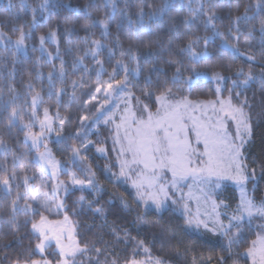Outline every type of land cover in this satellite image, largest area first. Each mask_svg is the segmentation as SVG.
I'll use <instances>...</instances> for the list:
<instances>
[{
	"label": "trees",
	"instance_id": "16d2710c",
	"mask_svg": "<svg viewBox=\"0 0 264 264\" xmlns=\"http://www.w3.org/2000/svg\"><path fill=\"white\" fill-rule=\"evenodd\" d=\"M41 2L11 0L13 7L9 9V0H0V33L4 34V38H17L20 28L25 32L31 31L25 39V54L17 53L9 46H0V89H3L4 99L13 95L19 97L16 104L19 115L23 117L9 129L11 109L0 115V141L6 145L4 150H0V179L10 176L13 171L17 176L10 180L11 196L5 195L0 187V264L39 257L37 252L33 254L38 240L31 225L42 211L39 209L33 214L29 210L27 216L22 211L18 212L15 221L11 211V201L16 193H24V175L29 177L28 183L34 190L35 175L40 172V166L34 160V151L24 138L26 129L22 127L30 119V101L34 94L27 86L29 76L34 91L40 92L41 107L47 108L50 113L56 111L65 121L62 128L58 127L55 131L61 136L49 142L52 152L62 161L73 160L79 171L72 148L80 135L74 133L76 129L81 131L79 118L83 115H91L90 122H99V101L95 99L92 102L90 97L97 86L96 76L100 66H103L102 78L113 74L117 61L135 69V74L128 76L123 92L131 93L132 100L136 102L135 97H139L140 102L151 109L156 108L155 97L163 91L165 81H168L166 86L172 89L175 98L200 101L218 96L211 75L225 77L221 96H230L237 105L244 102L248 112L256 115L243 155L248 171L254 175L255 199L264 201V33L260 31L264 12L258 13L256 0H171L169 9L151 20L147 14L158 10L163 0H50L48 10L43 12L39 8ZM213 2L214 7L210 6ZM245 6H248V15L253 18L247 22L236 21L235 17L244 13ZM141 9L150 31L138 28L136 22ZM213 13L212 24L215 27L209 25L205 28L208 16ZM105 17L108 19L107 29L101 24L92 26L93 20ZM129 21H132L131 25ZM50 29L55 31V39L46 40L44 46H48L46 50L54 54L52 58L41 54L38 39L41 34L47 35ZM215 32L223 35H214ZM207 37L210 39L205 46L204 39ZM189 39L198 40L193 45L196 52L208 53L196 63L198 71L207 76L193 77L191 87L173 85L170 81L176 65L170 62L181 60L184 65L191 63L190 52H181ZM53 41L57 44L54 45ZM93 41L104 45L96 57L102 65L96 63L89 51L95 48ZM228 45H235L239 52ZM130 46L136 55L134 60L127 54L121 55V51ZM149 48L156 55L146 57L143 53ZM250 56L254 60H250ZM78 57L82 61L75 65ZM61 60L64 62V78L62 82L57 80L52 87L47 74L53 67L59 71ZM248 73L253 78L242 86L239 82L245 80ZM123 76V70H119L115 79L120 80ZM232 81H235V86ZM73 82L79 85L75 89ZM10 85L14 92L9 90ZM61 89L63 93L57 96ZM147 92L152 93L150 99L143 94ZM90 138L93 145L87 149L86 156L94 185L75 188L64 197V211L73 223L75 238L81 247L88 248L87 252L80 254L77 264H112L114 260L117 264H127L130 260L142 258L143 247L167 264H250L242 253L254 236L243 232L238 242L226 245L220 242L219 235L210 234L209 241L189 233L184 218L170 209L156 212L142 208L127 188L114 180L118 166L114 132L98 126ZM99 147L106 150L105 154L97 152ZM226 192L231 206L236 205L235 190L229 186ZM27 203L31 204V200ZM24 204L25 200L21 199L20 207L23 208ZM97 209L101 211L97 212ZM26 219L28 223H25ZM17 222L18 230L14 231L10 225L15 226ZM140 242L143 247H138ZM96 249L101 250L99 255ZM57 258V255L53 256V260Z\"/></svg>",
	"mask_w": 264,
	"mask_h": 264
},
{
	"label": "snow or ice",
	"instance_id": "6c2138e0",
	"mask_svg": "<svg viewBox=\"0 0 264 264\" xmlns=\"http://www.w3.org/2000/svg\"><path fill=\"white\" fill-rule=\"evenodd\" d=\"M50 0H42L39 5L40 10L47 11L49 7ZM171 4V0H163L161 7L158 10L150 11L147 15L149 19L156 18L158 15L163 14L166 10L169 9ZM256 5L259 12H264V0H256ZM210 6L214 7V2L210 4ZM9 9L13 7L11 0H9ZM87 8V5H86ZM248 6H245V11L242 15H237L235 17L236 21H249L253 17L248 15ZM35 9L33 12L35 13ZM256 13V14H258ZM90 15V13H88ZM144 12L141 9L139 12V20L136 22L139 29L143 31H150V27L147 25L144 19ZM255 15V14H254ZM215 18V14L209 15L206 22L205 28L209 25L215 27L212 24L213 19ZM35 24V17L33 18V25ZM96 24L104 25L105 29L108 26L107 17L103 19L93 20L92 26ZM129 24H132V21H129ZM16 30V29H14ZM88 27L85 28L87 32ZM66 31L71 32V29H66ZM260 31L264 33V20L261 21ZM31 35V31L25 32L23 28L19 29V35L13 41L11 37H7L8 43L14 45L15 52H24L25 50V39ZM55 31L49 30L47 35L41 34L38 39L40 41V52L42 55L45 54L46 50L44 48V42L46 40H54L55 39ZM214 35H223L222 33L215 32ZM4 38V34L0 33V39ZM238 39V36L236 37ZM210 37L204 39L205 46L208 43ZM198 40L189 39L187 42L186 48L181 49V52L188 51L190 52L189 60L191 63L188 65H184L181 60L171 61L176 65L175 72L171 77V84L178 85H188L191 87L193 85V77H200L203 75L200 71H198L196 63L204 57H207L208 53L205 52H196L193 49V45L197 43ZM227 44V41H225ZM95 45L94 49H90L91 55L97 64L102 65V61L96 60V57L99 55V49L104 47L100 41H93ZM233 48V51L239 52V49L236 48L235 45H228ZM127 54L130 59H136V55L133 54L131 46L127 50H122L121 55ZM146 57H152L156 55L150 48L147 49L143 53ZM49 57H51V53H47ZM57 57H59V52L56 53ZM15 56V53H14ZM250 60H254V57H249ZM82 61L81 57H78L75 61V65H79ZM74 65V66H75ZM119 70H123L124 76L122 79H115V75L118 74ZM87 71V68H85ZM103 72V67L101 66V70L97 72V86L95 87V93L90 97L91 100L96 99V93H105V102H107L108 96H110V90L121 91L126 87L128 83V76L134 75L136 70L130 69L127 65L123 63V61H117V67L113 70V74L110 76L109 81H103L100 79V76ZM185 73H189V75H185ZM240 74H244L241 70ZM42 76V74H40ZM48 81L52 87H55V82L57 80L63 81L64 78V62L61 60V66L59 71L53 67V70L48 74ZM214 79L217 81L221 80L218 74H214ZM251 73L246 74V79L241 83L243 85H247L248 82L252 79ZM32 78L29 76L27 81V86L30 91L34 94L31 96V116L36 118V110L38 108L39 102L41 101L40 92L34 91V85L31 82ZM159 84V81H157ZM168 81L164 82V88L160 95L155 97L156 101L159 103L160 107L157 109L155 113L148 112L147 120H137L135 116L131 113L130 109L126 108V113L124 117H122V121L125 126L129 125V118H131V124H135V132L134 135L127 136V145L121 147L120 152L122 155H126L131 153L132 160H121L120 161V175L127 176L128 173L125 171L127 168L129 171H132V165H136L140 171L136 173L137 180L133 181V186L137 189V195L140 199H143V194L140 192V189L143 188H157L159 192H163L165 197H167V188L165 185L159 184V181L162 179V174L165 172H171L172 181L171 186L175 187L180 181H183L187 176L192 175L200 180L201 183H208L212 177H217L219 179L221 175L225 172L234 171L235 175H230L228 178L232 179L240 184L241 186L245 181L249 179L247 175L244 174V165L240 162L241 160V149L245 144V137L250 134V125L248 123V117L246 116L243 107H232L230 104L228 105L231 108L230 112H225V116H230L231 119L236 124V132L233 137H229L227 129L224 125L223 120H218L216 124L201 122L200 120L187 116V110L189 107L194 108L195 105L188 102L186 99H182L181 101H177L175 104L170 103L168 101V97L173 95L172 89L167 87ZM77 86L76 82H73V88L75 89ZM235 86V82H234ZM10 91H15L9 86ZM183 90V89H181ZM216 92H220V88L217 87ZM63 93V89L56 93L57 96ZM147 98L152 97L151 92L143 93ZM131 93H127L121 97L122 100L127 102V100L131 97ZM19 99L17 95L10 96L8 99L3 98V89H0V115L3 112L7 111L9 108L11 109L9 118H8V127L11 129L16 125L17 120H23V117L19 115V106L16 104V101ZM137 102H140L139 97H135ZM27 103V101H25ZM216 103H221V111H225L224 104L221 101H216ZM208 104H213V102L209 101ZM147 109V105L143 106V110ZM107 110V109H106ZM99 111V109L97 110ZM58 115V114H57ZM103 115V113H101ZM80 121L83 122L91 119L88 115H83L80 118ZM112 119L111 116L105 119V123L110 122ZM188 120H191V127L187 123ZM64 119H60V126L64 125ZM41 133L34 134L31 132L32 123L23 124V129H28L25 133V141L27 142L28 138H31L33 147L39 146L40 139L44 135V131L48 132L54 131L52 128V121L48 116V109H44V119L40 120ZM120 125H117L119 129ZM189 131H193L196 136V143L203 142L204 151L200 152L198 147H194L192 142L189 140L188 134ZM75 135H80V129H76ZM59 136L60 133H57ZM238 141V143H237ZM6 145L0 141V150H4ZM73 155H78L80 149L73 146L72 148ZM98 151L103 152L104 149L100 148ZM206 158V159H205ZM38 161L42 164V169L47 171L51 168L52 175L55 176L57 174L58 165L56 162L50 159V153L44 152L40 153L38 157ZM16 173L13 171L11 175H6L2 179H0V187H2L5 195L11 196L12 188L10 185L11 179H16ZM24 180V193L23 195L19 192L16 193L15 198L11 201V211L12 218L15 221V215L18 212H24L25 216H27L29 210L32 211L33 214L39 212V208L33 207V204L27 203L30 199L34 204L39 205V207L47 208V205L50 203L47 199L42 200V196H47V193H42L41 188L39 186L35 187V195H30L33 191V186L28 183L29 177L25 174L23 177ZM73 184L83 186L85 181L77 180L73 176ZM61 185L63 182H60ZM89 186L94 185V180L89 179L87 181ZM58 186L54 185L52 187V194L55 196L57 194ZM66 190V189H65ZM153 201V204L157 209H161L165 206L164 200L157 199L155 195L150 197ZM21 199L25 200V204L23 208L20 207L19 201ZM83 199V197H81ZM147 203V201H145ZM175 203V201H173ZM63 205H58V207H62ZM227 207V205H224ZM243 211L247 212V215L251 217L253 215V209H255L260 215L264 216V207L256 208V206L250 200L242 201ZM100 212V209L96 210ZM186 216V224L189 226H194L199 229L203 226L205 229L208 228V223L197 217L193 218L191 214L188 212L187 204L184 206V213ZM217 219L212 222L218 225L219 229L223 231L225 235L231 231L233 227L239 228L241 221L243 220L242 215H233L229 217V222L227 225H224L222 222L218 220L219 213H214ZM67 220V217H65ZM25 223H28V220H25ZM59 222H51L48 221L45 216L40 215V221L38 223H32V231L36 236L38 243L35 245V249L33 250V254L35 252H39L41 255L45 252L47 246L50 245V241L55 238L56 246L58 249L57 256L58 259L55 260V264H75V257L77 253H85L88 251L87 246L80 247L75 242H72L65 246L61 242V236L63 234V230L57 229ZM13 227V230H18V222ZM231 242V241H230ZM138 247H143V243L140 242ZM100 249H96L97 254L99 255ZM145 253L149 255L147 261L141 262L135 259L130 260L127 264H164V261L160 258H151L149 250L147 248L144 249ZM12 264H53V261L47 259H26L21 261L19 259L12 262ZM112 264H117L114 260Z\"/></svg>",
	"mask_w": 264,
	"mask_h": 264
},
{
	"label": "rangeland",
	"instance_id": "374dc122",
	"mask_svg": "<svg viewBox=\"0 0 264 264\" xmlns=\"http://www.w3.org/2000/svg\"><path fill=\"white\" fill-rule=\"evenodd\" d=\"M16 38L12 39L15 41ZM54 44V41L52 42ZM57 44V43H56ZM54 44V45H56ZM0 46H9L14 48V45L8 43L7 38L0 39ZM45 50L48 49V46H44ZM15 49V48H14ZM27 47L25 45L24 52L26 53ZM50 53L46 50L45 54ZM52 58L54 56L51 53ZM101 67V66H100ZM103 67V66H102ZM110 76L104 77L100 76V79L103 81H109ZM207 76V75H203ZM211 79L214 82L216 89L217 87L220 88V92L217 93L218 96L215 99H203V100H190L186 99L191 104L195 105L194 108L189 107L187 110V116L194 117L201 122L216 124L218 120H223L224 125L227 129L229 137H233L236 132V124L231 119L230 116H225V112H230L231 108L228 107L230 104L232 107H243V110L248 117V123L250 125V134L245 137V144L241 149V160L240 162L244 165V174L249 177L247 181L243 183L241 186L237 184L236 181L229 179L230 175H235L234 171L225 172L221 175L219 179L217 177H212L208 183H201L199 179L196 177L189 175L183 181H180L175 187L171 186L172 175L171 172H165L162 174V179L159 181V184L165 185L167 188V197H165L163 192H159L157 188H143L140 189V192L143 194V199L137 195V189L133 186V181L137 180V175L140 169L136 165H132V171H129L127 168L125 171L128 173L127 176L120 175V161L121 160H132L131 153L126 155H122L120 149L123 146L127 145V136L134 135L136 125L131 124V118H129V125L128 127L125 126L124 122L122 121V117L127 115L126 108L130 109L131 113L135 116L137 120H147L148 112L155 113L157 109L160 107L159 103L157 102V106L155 109H151L147 104L142 102H136L132 100L131 97L125 103L124 100L121 99L122 96L127 94V92H123L124 89L121 91L110 90L111 94L108 96L107 102H105V93H96V100L99 101L98 108H99V122L95 120L90 122L91 119L84 121L83 124L81 122V131H80V138L77 143H75L76 148L80 149L78 155H76L75 159L77 164V168L74 166V161L66 162L58 159L55 154L51 150V146L49 142L52 139L58 137L57 132L55 134L56 129H61L60 126V116L55 111L54 113H50L48 111L49 119L52 121V128L54 131L48 132L47 130L44 131L43 137L40 139L39 146L33 147L31 138L27 139L29 147L34 151V160L40 166V172L35 175L36 184L35 187L39 186L41 188L42 193H47V196H42V200L47 199L50 203L47 205V208L39 207V205L34 204L31 200V204L33 207H38L42 211V215L47 218L48 221L51 222H59L57 229L63 230V234L61 236V242L67 246L68 244L75 242L78 244L75 235H74V226L70 217L67 213H65L64 208V197L69 192L75 188L79 187H89L87 181L89 179H93V174L91 173V167L88 164V159L86 156L87 149L89 146H92V142L90 141V135L92 132L97 130L98 126H103L104 128L111 129L114 132V143L115 148L114 151L117 153L116 161H117V170L114 175L115 181H120L125 188L134 196L136 201L142 206L144 209L154 210L156 212H162L165 209H170L177 214L181 215L184 220H186V216L184 213V206L187 204L188 212L191 214L193 218L197 217L199 219H203L208 223V228L205 229L201 226L199 229L195 228L194 226H189L186 224V229L189 233L194 234L200 238L208 239L211 241L210 234L219 235L222 239L220 242H224V244L229 245L232 243H236L239 240V237L246 232L247 236L251 235L254 236L252 240L249 242L248 248L242 253V256L247 258L250 264H264V216L260 215L255 209H253V215L249 217L247 212L243 211L242 201L250 200L256 206V208L264 207V201H258L255 199L253 193V184H254V175L253 173L249 172L245 158L243 155V149L247 142L249 141L251 135V127L253 119L256 118V115H252L246 107L244 106V102L240 105H237L234 101H232L231 97H223L221 96V91L224 88V81L225 77H222L221 80L217 81L214 79V75H211ZM97 78V76H96ZM244 81V80H242ZM240 81L239 83L244 86ZM235 82V81H232ZM96 87V86H95ZM215 89V90H216ZM95 93V91H94ZM93 94V93H92ZM238 95V93H236ZM184 99V98H183ZM182 99H177L173 95L168 97V101L170 103L175 104L177 101H181ZM58 100H56L57 102ZM94 100H92L93 102ZM211 101L213 104H208ZM216 101H221L224 104L225 111H221V103H216ZM41 101L39 102L38 108L36 110V118L31 116V107H30V119L27 123L31 122V132L34 134L41 133V126L40 120L44 119V109L41 107ZM31 105V101H30ZM58 105V104H57ZM147 105V109L143 110V106ZM107 109V110H106ZM103 113V115H101ZM58 114V115H57ZM91 117V115H88ZM111 116L112 119L110 122L105 123V119ZM189 128L191 127V120L187 121ZM117 125H120L119 129ZM106 130V129H105ZM28 129H26V132ZM58 131V130H57ZM100 130H98L99 132ZM103 131V129H102ZM61 136V135H59ZM189 140L192 142L194 147H198L200 152L204 151L203 142L201 141L199 145L196 143V136L193 131H189L188 134ZM25 138V136H24ZM238 143V141H237ZM98 148V147H97ZM96 148V149H97ZM100 149V147H99ZM50 153V159L57 163V174L55 176L52 175V169L49 168L47 171L42 169V164L38 161V157L40 153ZM100 154H105L106 150L100 152ZM206 159V158H205ZM108 170V169H107ZM73 176L77 180L85 181L84 185H76L73 184ZM60 182H63L61 185ZM56 185L57 194L53 196L52 194V187ZM232 187L237 195L238 202L236 205L231 206V203L228 199L229 194L226 192L227 187ZM66 189V190H65ZM30 195H35V188ZM153 195L156 196L157 199L164 200L165 206L161 209H157L153 204V201L150 197ZM147 201V203H145ZM175 201V203H173ZM63 205L62 207H58V205ZM224 205H227L225 207ZM62 214L58 217H51L50 215H57ZM214 213H219L218 220L222 222L224 225H227L229 222V217L233 215H242L243 220L240 223L239 228L233 227L227 235L223 233L222 230L219 229L218 225L214 224L212 221L217 219ZM67 217V220H65ZM40 221V217L33 223H38ZM32 229V227H31ZM219 237V238H220ZM218 241V240H217ZM231 241V242H230ZM38 243V241H37ZM79 245V244H78ZM80 246V245H79ZM81 247V246H80ZM145 247L141 249L142 258L138 259L137 261H147L149 255L144 251ZM58 249L56 246L55 238L50 241V245L46 247L45 252L41 255L38 251L39 257H36V260L39 259H47L53 261L55 264V260H53V256L57 255ZM54 253H56L54 255ZM81 253H77L75 257V264L79 263V257ZM151 258L155 259L150 254ZM58 259V258H57ZM167 264V263H164Z\"/></svg>",
	"mask_w": 264,
	"mask_h": 264
}]
</instances>
